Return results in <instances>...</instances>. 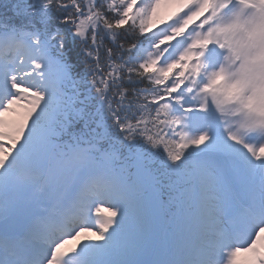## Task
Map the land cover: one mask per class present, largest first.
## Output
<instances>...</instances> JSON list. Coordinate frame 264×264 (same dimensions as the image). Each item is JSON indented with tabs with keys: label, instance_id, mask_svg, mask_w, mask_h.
<instances>
[{
	"label": "snow or ice",
	"instance_id": "6c2138e0",
	"mask_svg": "<svg viewBox=\"0 0 264 264\" xmlns=\"http://www.w3.org/2000/svg\"><path fill=\"white\" fill-rule=\"evenodd\" d=\"M0 264H264V0H0Z\"/></svg>",
	"mask_w": 264,
	"mask_h": 264
}]
</instances>
